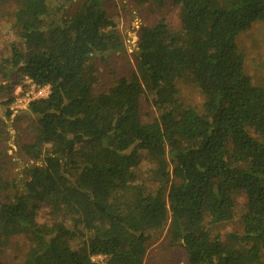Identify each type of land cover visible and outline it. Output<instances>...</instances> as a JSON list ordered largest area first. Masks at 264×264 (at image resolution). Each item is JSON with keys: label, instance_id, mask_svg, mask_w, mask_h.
Instances as JSON below:
<instances>
[{"label": "trees", "instance_id": "1", "mask_svg": "<svg viewBox=\"0 0 264 264\" xmlns=\"http://www.w3.org/2000/svg\"><path fill=\"white\" fill-rule=\"evenodd\" d=\"M11 1L8 72L50 95L25 112L33 164L22 188L0 198V246L25 237L23 264H144L146 231L169 222V244L183 246L187 264H264V86L245 73L236 42L264 22V0H170L179 28L142 27L135 71L100 94L92 59L123 49L103 0H78L72 12L60 0ZM185 74L204 97L200 111L178 99ZM148 95L156 118L144 123ZM141 153L150 187L135 175ZM10 190L0 177V192ZM239 194L243 233L224 242L206 220L232 221Z\"/></svg>", "mask_w": 264, "mask_h": 264}, {"label": "rangeland", "instance_id": "2", "mask_svg": "<svg viewBox=\"0 0 264 264\" xmlns=\"http://www.w3.org/2000/svg\"><path fill=\"white\" fill-rule=\"evenodd\" d=\"M110 19L109 30H116L121 37L123 49L106 57L96 56L91 65L94 68L97 82L94 93L100 94L121 77L130 78L136 68V53L142 27L151 26L159 20L172 30L179 28V9L170 0H103ZM68 12L78 6V0H60ZM14 4L10 0H0V177L9 183L11 190L0 192V198L13 195L19 191L28 179L27 169L33 162L23 151V146L33 142L34 135L30 131L32 118L25 112L13 114L9 110L16 87L23 84L24 78L17 73L9 74L7 59L10 57L11 44L15 41L13 29ZM238 51L244 58L245 73L252 79L255 86H264V22L254 23L250 29L237 37ZM178 99L186 108L202 109L204 97L193 84L190 76L183 75L176 81ZM11 112V115H9ZM140 114L144 123H150L156 118L152 96H143L140 100ZM141 163L135 170L140 183H147L148 171L151 169L145 154L141 153ZM238 212L235 218L221 225H208L212 235H219L224 242L228 235L242 236L243 227L240 220V210L245 203L243 194L236 197ZM48 219V209L41 205L37 211L38 223ZM154 222H150L151 224ZM155 223V222H154ZM168 224L153 231L151 235L144 264H187L186 254L181 244L170 245L168 241ZM28 247L25 237H11L0 246V264H23ZM102 260H97L102 264ZM261 262L264 263V252Z\"/></svg>", "mask_w": 264, "mask_h": 264}, {"label": "built area", "instance_id": "3", "mask_svg": "<svg viewBox=\"0 0 264 264\" xmlns=\"http://www.w3.org/2000/svg\"><path fill=\"white\" fill-rule=\"evenodd\" d=\"M50 95V86H39L32 79L24 77L23 84L16 87L9 106L13 114L26 112L31 103L47 99ZM102 259L101 256L92 257V260Z\"/></svg>", "mask_w": 264, "mask_h": 264}]
</instances>
